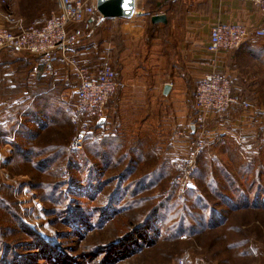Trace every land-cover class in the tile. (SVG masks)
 <instances>
[{"label": "rangeland", "instance_id": "obj_1", "mask_svg": "<svg viewBox=\"0 0 264 264\" xmlns=\"http://www.w3.org/2000/svg\"><path fill=\"white\" fill-rule=\"evenodd\" d=\"M47 3L50 5V0ZM34 66L30 56L0 53V108L7 110L6 118L18 120L16 129L0 137L2 144L14 139L21 128V109L29 102H40L44 90L35 91L34 86L48 83ZM73 94L62 92L56 100L63 102V108L72 106ZM62 107L54 110L63 113ZM64 113L58 120L52 117L58 125L52 124L45 132L36 128L32 135L23 124L21 134L32 135L31 140L15 138L16 147L11 146L10 156L0 162V264H175L185 253L215 264L200 253L209 237L229 226L250 230L254 217L261 219L257 224L262 233L258 241L254 239L258 260L254 258L253 264H264V141L243 142L217 133L195 159L189 188L176 203L168 198L177 190L173 180L178 172L173 162L183 152L164 155L165 144L154 138L145 141L149 151L142 150L144 159L130 154L124 143L127 158L111 155L109 160L104 155L108 151L101 153L92 145V140L106 134L103 130L99 135L89 130L86 144L77 151L71 144L73 126ZM257 137L264 138V134ZM49 144V151L35 153L36 148ZM16 148L25 150L26 161L39 168L26 170L30 166L23 156L16 155ZM160 162L166 175L160 173L151 184L144 180L141 187L137 180ZM127 168L129 177H120ZM112 194H118L116 211L108 216ZM151 211L155 218L149 223L152 229L145 231L148 246L141 242L135 254L103 261L104 255L96 248L115 242L132 227H141ZM208 214L213 216L214 229L204 230L199 223L198 233H192L196 218L207 219Z\"/></svg>", "mask_w": 264, "mask_h": 264}, {"label": "crops", "instance_id": "obj_2", "mask_svg": "<svg viewBox=\"0 0 264 264\" xmlns=\"http://www.w3.org/2000/svg\"><path fill=\"white\" fill-rule=\"evenodd\" d=\"M157 14L166 21L151 22ZM217 23L258 28L264 26V18L251 0H137L130 18L104 20L93 34L79 40L71 56L94 71L107 53L118 76L119 89L106 106V129L122 139L157 138L165 150L169 146L174 153L185 152L194 119L195 86L207 74L220 72L231 78L234 91L250 107L236 106L225 116L210 119L209 126L225 137L263 135L264 38L252 36L232 52L210 54L209 31ZM17 54L32 57L40 74L35 56ZM55 66L61 74L58 80L76 79L64 61ZM165 85L170 86L166 95ZM74 91L75 87L65 92ZM41 103L29 102L21 110V128L24 124L32 135L34 129L45 132L53 124L50 104ZM6 116L7 110L0 108V125ZM21 128L10 142L0 143V162L10 156L15 138L31 140L32 135L21 134Z\"/></svg>", "mask_w": 264, "mask_h": 264}, {"label": "built area", "instance_id": "obj_3", "mask_svg": "<svg viewBox=\"0 0 264 264\" xmlns=\"http://www.w3.org/2000/svg\"><path fill=\"white\" fill-rule=\"evenodd\" d=\"M137 0H135L136 2ZM264 18V0H251ZM57 9L48 16L27 21L0 8V53H25L38 59L42 76L60 77L55 63L64 61L68 72L75 75L77 86L74 103L67 108L74 129L72 148L82 150L90 126L106 120V106L119 89V80L106 53L93 71L82 66L72 48L79 40L95 32L103 22L96 6L89 0H56ZM264 38V26L250 28L240 24L217 23L210 28L206 51L210 54L229 53L238 49L250 37ZM248 109L250 104L233 93L231 78L224 73L211 72L200 80L193 93L194 119L189 126L188 147L182 156H176L174 166L178 172L173 180L175 195L184 199L195 159L213 142L217 131L208 126L212 118L228 114L234 107ZM219 134V133H218ZM175 264H205L183 254Z\"/></svg>", "mask_w": 264, "mask_h": 264}, {"label": "trees", "instance_id": "obj_4", "mask_svg": "<svg viewBox=\"0 0 264 264\" xmlns=\"http://www.w3.org/2000/svg\"><path fill=\"white\" fill-rule=\"evenodd\" d=\"M47 1L49 0H1L0 8L4 11H9L13 13L15 16L21 17L27 21H31L38 17L48 16L51 12L56 11L55 9L57 8L54 3L55 0H50V5L47 3ZM15 6H16V9H15ZM7 52H11V51H7ZM116 76H117V73H116ZM44 77L46 78L48 83H46V85L37 83V86H34L33 89L35 91L40 90V89L44 90V91H41L42 93L40 96V101L42 102L41 105H43L44 103H49L50 107L52 108V115H53L52 117H58L57 118L58 120L63 114H65L64 111L67 113V108L69 106H67L66 108L65 107L63 108L62 107L64 105L63 102L56 100V99L57 97L60 96L62 92H65L67 89H70L71 87L76 88L77 82H76V79L74 78L72 79L70 78L66 82V81L58 80L57 78H54L51 76H44ZM232 88H233V85H232ZM233 93L238 94L234 91V89H233ZM60 107H62L63 113L56 112L60 110ZM54 108L56 109V111L54 110ZM194 115H195V111H194ZM106 120H107V116H106ZM17 121H18L17 119L15 120L8 119L7 122L0 125V137L7 135L11 133L14 129H16L15 127L17 125ZM53 125H58V123L56 122ZM92 130L96 132L97 135L101 134L102 130L106 131V134L101 138L102 140L101 139L92 140V145H94L95 147L97 146L98 149H100L98 151L101 153L105 152L104 149L108 151V153L107 154L104 153V155L108 157L109 160L111 159V155H114V156L118 155L120 159L127 158L128 151L133 156L144 159L143 157L145 156L146 152H142V150L145 151V149H147L148 144L145 143V141L148 142L147 140L143 138L130 139V138H125V137L124 139H122L118 136V134H116V132L114 131L111 132L107 130L105 122L100 123L99 121H96L94 124L90 126V132ZM189 135L192 136L193 134L190 132ZM260 139L261 141H264V138H256V137H247V138H242L241 140L244 142V141H249V140L255 141V140H260ZM124 143H126L128 151L124 150L123 148ZM85 144H86V140H85L84 145ZM15 147H16V144H15ZM51 147H52L51 144L44 145L42 148H36L35 153L49 151ZM16 150H17L16 155L17 156L19 155L20 157L23 156V158L21 159L24 160L30 166L29 168H26V170H29V169L35 170L39 168L38 164L33 163L31 164L32 165L31 166L29 162L26 161L28 156L23 152L25 150H22L20 148H16ZM57 150H60V148H57ZM146 151H149V150L147 149ZM157 152H158L157 155L161 154L159 150ZM164 152L166 153L164 155H169L170 157H172L173 152L171 151L169 146L166 147V150ZM14 153H15V150H14ZM49 153L50 152H48L45 155H48ZM128 171H129L128 168L125 169L123 171V175L120 177H129L130 172ZM165 172H167L165 170V166L163 162H160L159 167H156V169H151L149 175H143L141 177L142 180L139 179L137 181L139 182V185H141V183H144V180L147 184H151L152 179L159 178L160 173L164 175ZM143 185L144 184H142L141 187ZM191 192H189L188 195ZM116 197H118V194H112L110 197V199L112 200V203H111V209L108 211V216H111L112 213L114 214V211H116L115 210L116 209L115 205H117ZM168 199L176 203H178L177 200H179L178 198H176L174 194H173V198H168ZM193 202L195 203L194 199H193ZM160 207L161 209H163L162 207H164L163 200L161 201ZM83 214L86 215V213H83ZM212 217L213 216L208 214L207 219H205V217L196 218V220L194 221L195 226L192 225V230H193L192 233L193 232L195 234L198 233L197 231L200 230L199 223L203 224L204 230L214 229ZM146 218L147 220L145 221L144 219V221L142 222L144 224L141 227H138V226L132 227L128 233H126L123 236L120 235L115 242L97 247L96 250L100 251L99 253L104 255L103 261L109 260V259L113 261L116 257H119V256L126 257L127 255H130L131 253L135 254L139 246L141 247L140 245L141 242H144L145 244L149 243L147 241V236L145 235V231L152 229L150 224L154 223L153 222V219L155 218L154 212L153 211L149 212ZM257 221L260 222L261 219L259 218V220H257L256 217L252 219L250 230H244L245 226H238V227L229 226L227 230H225L224 232L221 231V232L214 233L215 235L210 236L205 246L201 248V252H200L201 255L208 256L210 261H212L215 264H253L252 262L257 252V249L255 248V245H254L256 244V242L254 243V239L258 241V239L261 237L260 234L262 233V230L259 228L260 226L259 224H257ZM182 224L184 226V223ZM223 225H225L224 229H226L225 228L227 227L226 224L224 223ZM92 252L94 253V251ZM42 255L47 260L50 261L48 256H45L44 254Z\"/></svg>", "mask_w": 264, "mask_h": 264}, {"label": "water", "instance_id": "obj_5", "mask_svg": "<svg viewBox=\"0 0 264 264\" xmlns=\"http://www.w3.org/2000/svg\"><path fill=\"white\" fill-rule=\"evenodd\" d=\"M96 9L102 16V20L109 19H127L130 18L135 11V0H96ZM164 15L157 14L151 17V22H165ZM170 89L169 85L164 86L163 93L166 95ZM105 119L99 120L103 123Z\"/></svg>", "mask_w": 264, "mask_h": 264}]
</instances>
